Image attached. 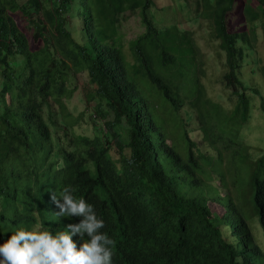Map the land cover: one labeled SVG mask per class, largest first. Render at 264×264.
I'll list each match as a JSON object with an SVG mask.
<instances>
[{
    "label": "trees",
    "instance_id": "16d2710c",
    "mask_svg": "<svg viewBox=\"0 0 264 264\" xmlns=\"http://www.w3.org/2000/svg\"><path fill=\"white\" fill-rule=\"evenodd\" d=\"M244 2L248 29L237 33L227 24L236 0H196L186 13L210 25L225 56L221 81L235 98L227 110L209 97L201 47L176 9L159 28L157 0H0V243L40 221L54 230L79 222L58 217L51 201L71 185L105 221L114 264H264L249 225L253 212L264 237V152L243 137L254 115L248 92L264 97L249 78L264 79V67L248 61L264 0ZM14 15L34 28L32 41ZM128 15L144 31L123 45ZM71 66L94 87V122L108 116L105 107L115 115L105 131L93 124V136L92 112L66 111ZM244 176L251 212L234 191Z\"/></svg>",
    "mask_w": 264,
    "mask_h": 264
},
{
    "label": "rangeland",
    "instance_id": "374dc122",
    "mask_svg": "<svg viewBox=\"0 0 264 264\" xmlns=\"http://www.w3.org/2000/svg\"><path fill=\"white\" fill-rule=\"evenodd\" d=\"M24 1V0H23ZM169 1V2H168ZM157 0V12L151 13L154 22H156L159 28H163L168 24H171V18L173 17L170 10H177L178 21L181 27L190 29L196 36V40L201 47L203 60L202 70L203 78L208 95L214 101L220 103L227 110H233L235 106V98L231 95L230 91H227L223 87L221 77H223L226 72L225 56L222 55V59L219 56L220 47L217 46V42L212 43L211 39V28L210 25L205 22H193L190 17L186 15L188 10H195L198 6L196 5V0ZM237 4L234 11L228 16L227 24L228 29L232 33H237L240 31H246L248 29V24H246V18L244 16V0H236ZM254 5H257V1H253ZM163 9H168V13L163 11ZM16 22L19 27L28 35L30 41H32V35L34 34V28L29 27L28 23L24 21L20 16L14 15ZM165 21V22H162ZM143 27L140 23V18L137 15H128L122 21L121 32L123 33L122 44L125 45L131 41L137 39V37L143 33ZM254 51L250 53L248 61H250V66L256 69H261L264 67V24H261L258 30V40L253 41ZM224 58V59H223ZM71 73L73 76L70 78V87L74 88L71 95L64 98V104L66 105V111L72 116H77L80 113H84L89 110L93 113V118L91 122L89 119H85V128L90 136L95 133V126L98 125L99 128L103 129L105 125L115 122V115L107 107L105 109L108 111V116L103 118H96L97 123L94 122L95 114L94 108L96 104H99L98 98H93L92 95L96 94L94 92V87L89 81V76L87 72H80L71 66ZM246 75L251 74L249 68L244 71ZM248 72V73H246ZM262 75H257L255 78L249 77L252 80L253 87H258L261 95H264V79ZM251 83V86H252ZM249 97L253 102L254 115L251 122L248 124V128L243 130V137L246 145L253 148L254 153L262 154L264 152V97L254 95L250 91L248 92ZM87 97L90 102L86 103ZM94 124V125H93ZM80 130H84V127H80ZM194 129L193 126L190 128ZM105 131V128H104ZM119 135L126 136V127L123 125L117 129ZM196 141L199 145H202V138L198 134L196 136ZM230 179V178H229ZM215 185L218 186L220 183L215 181ZM250 180L248 176H244L243 180L237 184L234 191H239L241 193L242 201H244V208L246 211H253L254 202L253 196L246 194L249 190L251 191ZM230 183V182H229ZM228 190L222 188L220 193L226 194ZM236 199V192H234ZM246 200V202H245ZM212 211L217 215H222L223 208L210 201L209 203ZM253 217L251 223H249L254 237L255 245L263 250L264 255V237L263 232L258 226L256 218H254L253 212L250 213Z\"/></svg>",
    "mask_w": 264,
    "mask_h": 264
},
{
    "label": "clouds",
    "instance_id": "9594fccd",
    "mask_svg": "<svg viewBox=\"0 0 264 264\" xmlns=\"http://www.w3.org/2000/svg\"><path fill=\"white\" fill-rule=\"evenodd\" d=\"M74 191L67 185L59 196L53 192L51 201L58 217H75L79 222L68 223L65 230H54L42 221L18 228L0 243V264H114L115 241L102 231L105 221L91 203L77 199Z\"/></svg>",
    "mask_w": 264,
    "mask_h": 264
}]
</instances>
